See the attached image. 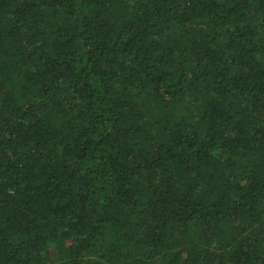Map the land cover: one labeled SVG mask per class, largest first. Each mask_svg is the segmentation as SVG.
<instances>
[{"label":"trees","instance_id":"obj_1","mask_svg":"<svg viewBox=\"0 0 264 264\" xmlns=\"http://www.w3.org/2000/svg\"><path fill=\"white\" fill-rule=\"evenodd\" d=\"M0 264H264V0H0Z\"/></svg>","mask_w":264,"mask_h":264}]
</instances>
